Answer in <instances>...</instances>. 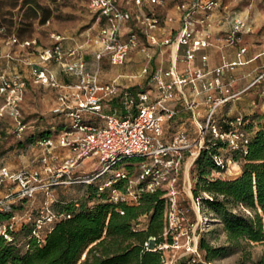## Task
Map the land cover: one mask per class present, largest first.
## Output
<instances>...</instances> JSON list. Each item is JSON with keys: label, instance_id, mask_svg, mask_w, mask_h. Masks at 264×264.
I'll use <instances>...</instances> for the list:
<instances>
[{"label": "built area", "instance_id": "2783aa9c", "mask_svg": "<svg viewBox=\"0 0 264 264\" xmlns=\"http://www.w3.org/2000/svg\"><path fill=\"white\" fill-rule=\"evenodd\" d=\"M86 1L96 27L93 33H87L85 42L67 46V38L60 34H53L46 46H36L35 40H8L22 48L35 49L37 54L22 58L29 68L28 79L19 72L0 73V115L5 113L14 120L17 134L25 131L20 103L30 82L54 90L56 99L50 111L63 117L65 123L59 132L36 139L40 169L22 168L13 173L1 167L0 175L16 180L22 196H32L44 186L42 173L57 177L66 174L71 181L70 168L92 160L95 168L84 181L106 192L113 203L137 204L141 193L162 191V235H168L173 245L178 228L188 224V208L180 200L181 182L191 193L190 179L188 184L185 180L184 158L189 162L188 175L200 151L212 141H221L230 151L245 149L249 133L242 127L244 114H220L219 108L254 86L264 103V69L238 92H232L230 82L223 78L227 69L243 63L245 45H239L234 60L223 59L214 67L208 66V55L200 51L212 45L223 47L240 42L243 34L251 32L252 23L248 14L235 16L224 35L214 36L210 15L222 5L221 0H173L180 25L174 32H166L159 16L147 8V4L163 5L165 0ZM161 47H169V64L154 67L151 61ZM88 50L93 55L91 63L85 58ZM135 52H141L145 62L138 72L127 77L143 78L147 88L99 79L101 60L121 65ZM198 53L201 67L192 64ZM181 63L184 65L179 68ZM59 72L69 80L61 79ZM112 100L117 105L109 107ZM86 114L98 116L99 121L92 122ZM183 115L189 117L193 127L184 126L183 121L172 132L171 123ZM214 160L222 168L230 161L221 154H215ZM131 168L137 171L133 173ZM95 179L99 181L92 182ZM69 216L45 206L34 220L32 232L41 238L43 230L50 229L56 219ZM12 229L11 221L0 224V234L7 241L13 238ZM144 246L162 249L153 236ZM184 248L185 264H212L202 256L194 236H187Z\"/></svg>", "mask_w": 264, "mask_h": 264}, {"label": "rangeland", "instance_id": "374dc122", "mask_svg": "<svg viewBox=\"0 0 264 264\" xmlns=\"http://www.w3.org/2000/svg\"><path fill=\"white\" fill-rule=\"evenodd\" d=\"M230 6H234L237 12L242 10L249 14L257 10L264 12V0H223V9L226 10ZM94 27H96L94 26V15L86 0H0V73L5 75L12 72L21 73L19 63H23L22 58L25 56L34 57L37 54L35 49L22 48L19 43L8 42L12 38H16L19 42L35 40L36 46H46L50 44L53 34L63 35L67 41L76 38L82 41L86 32H94ZM6 54H9L10 57H7ZM223 59L227 60L225 52H221L219 55V60ZM101 61L100 66L107 65L101 64ZM142 63L143 60L138 63L124 62V65L121 64L122 66L118 67V70L132 73L137 68L139 69ZM245 93L240 94L239 99L233 98L228 103L221 105L220 114L229 111V109L236 113L239 111L248 112L251 105L249 103L240 105L238 101H241L243 97L249 98L250 96L251 98L254 89ZM54 99L55 92L51 88L31 83L27 85L20 103V113L26 123V129L20 134L15 131V122L10 116L5 113L0 115V168L6 167L13 173L22 168L40 169V163L37 160L38 148L32 139V134H38L41 130H46L50 124L59 122L58 116L52 115L50 111ZM255 99L257 104L259 98ZM2 103L3 100L0 98V105ZM229 103H232L231 107L228 106ZM254 109V115L249 116V129L251 130L258 128L262 122L259 115L264 113V109L260 105L254 106ZM86 118L92 122L99 121L98 116L94 114H86ZM183 121L185 122L184 126L193 127L189 117L183 115L171 123L170 130L175 132ZM220 152L224 158H229L230 161H227L223 171L212 170L210 176L222 179L237 177L241 173V159L234 158L232 152L226 148L221 149ZM188 164L185 157L183 162L185 180L187 182L189 178L192 186L194 182L190 174L192 166L187 175ZM94 166L92 160L88 159L71 167L70 176L73 179L71 181L66 174L57 177L42 173L44 186L39 187L32 196H22L16 180L0 175V207L4 208L0 209V212L11 214L8 219L0 221V224L7 221L13 222L11 231L13 238L10 242L24 251L28 246L26 242L29 236L33 234L34 220L39 216L41 208L49 206L53 212L60 213L66 202L86 199L88 196L87 186L90 183L84 180L88 179L85 176L90 174L95 168ZM131 171L135 173L137 170L131 168ZM98 181L99 179H95L92 182ZM181 191V203L188 208V224L178 228L177 242L173 245L170 243L168 235L163 236V241L157 244L162 246L160 251L164 259L163 264H185L187 255L184 246L188 235L198 239V247L201 239L206 240L213 247H226L222 254L210 260L212 264H253L259 260L264 261V241L242 240L239 244L232 245L227 240L218 216L205 209L200 200L198 202L193 197L194 201H192V192L188 191L187 185L183 187L182 182ZM93 202L94 199L89 201V204H93ZM145 219L143 217L142 222H145ZM199 249L202 256L205 257V251Z\"/></svg>", "mask_w": 264, "mask_h": 264}, {"label": "trees", "instance_id": "16d2710c", "mask_svg": "<svg viewBox=\"0 0 264 264\" xmlns=\"http://www.w3.org/2000/svg\"><path fill=\"white\" fill-rule=\"evenodd\" d=\"M115 105L116 100L109 103V107ZM250 115L254 113L244 114L242 126L249 133L245 149L229 150L234 158L242 161L237 177L210 176L212 170H224L214 160V155L221 154L220 150L225 148L219 140L203 148L190 169L194 179L193 197L218 216L232 245L242 240L264 241V113L259 115L262 122L255 130L249 129ZM58 118L59 122L32 134L33 141L59 132L65 120ZM87 188L86 199L72 200L62 206L61 212L70 216L56 219L41 238L30 235L24 251L0 234V264H163L160 250L144 246L151 236L155 237L156 244L163 241L162 191L143 192L137 204H126L109 201L106 192L97 191L93 183ZM92 199L93 204H89ZM10 215L0 212V221ZM199 248L205 251L207 261L226 250L225 246L213 247L204 239L199 240ZM253 264H264V261Z\"/></svg>", "mask_w": 264, "mask_h": 264}, {"label": "crops", "instance_id": "0c3cea01", "mask_svg": "<svg viewBox=\"0 0 264 264\" xmlns=\"http://www.w3.org/2000/svg\"><path fill=\"white\" fill-rule=\"evenodd\" d=\"M221 6L213 9L211 15H210V22H211V30L214 36H222L224 35L231 27L232 19L235 16H243L245 14H248L250 22L252 23V30L249 33L243 34L241 41L219 47L217 45H212L207 48H204L200 51V53H206L208 55V66L214 67L222 63L223 60H219V55L221 52L226 53V58L228 61H232L236 58V51L239 47V45H245L246 46V52L242 56L243 63L236 65L233 69L225 71L223 78L230 82V90L232 92H238L248 86L252 78L262 69H264V12L261 11H255L253 13H248L245 10L242 11H236L234 9V6H230L228 9H223V0H221ZM234 5V4H233ZM147 8L152 9L162 20L161 24L162 27L166 30V32L175 31L179 25L180 21L178 18L177 11L173 7V0H165V3L163 5L158 4H147ZM168 17H171V19H167ZM95 28V27H94ZM87 33L86 32L83 36L84 38L82 41L76 39H72V41L65 40L64 44L67 46H71L74 44L85 42L87 39ZM159 35H161L160 32H158ZM28 49V48H26ZM174 52H172L173 54ZM200 53L197 54L195 59L192 61V64L195 67H201V60H200ZM170 50L169 47H161L160 49L155 51L154 57L151 61L152 66H163L166 67L169 64L170 61ZM35 57V56H34ZM29 57V58H34ZM85 58L89 61V63L93 62V55L88 50L86 51ZM140 60H143L142 65L145 62L144 56L141 52H135L132 53L129 58L126 59L127 62H139ZM226 60V59H225ZM107 64L106 66H100L99 70V79L101 81H111L116 80V82L120 86H132V87H141V88H147L146 82L143 81V78H129L127 77L131 73H125L118 70V67L122 65H112L110 64L106 59H103L101 61V64ZM124 65V64H123ZM141 65V66H142ZM183 63L179 64V68L183 67ZM20 70L22 71V75L25 76L27 79L29 78V68L26 64L20 62L19 63ZM55 69L58 71V67L54 66ZM140 69V68H139ZM138 68L132 72L136 73L139 70ZM106 72V73H104ZM230 75H229V73ZM59 77L61 79H68L69 78L59 72ZM142 83V84H141ZM27 85H30V82L27 83ZM27 88V87H26ZM254 89V94L250 98L243 97L241 101H238V103L241 105L248 104L251 105V108L248 112H243V114H251L255 112L254 106L260 105L262 109H264V103H262L259 99V102L256 104L255 101L258 97L257 90L258 87L254 86L246 91L242 92L247 94L249 90ZM241 93V95H242ZM250 94V93H249ZM251 95V94H250ZM245 96V95H244ZM240 94L235 97V99H239ZM259 98V97H258ZM56 99V95H55ZM55 99L53 101V105L55 103ZM52 105V106H53ZM232 103H229V107H231ZM234 105V104H233ZM51 109V108H50ZM230 115L242 113L239 112H233L229 109L227 111Z\"/></svg>", "mask_w": 264, "mask_h": 264}]
</instances>
